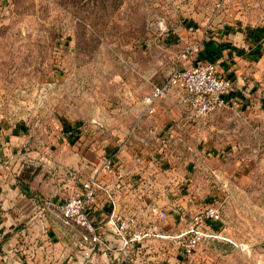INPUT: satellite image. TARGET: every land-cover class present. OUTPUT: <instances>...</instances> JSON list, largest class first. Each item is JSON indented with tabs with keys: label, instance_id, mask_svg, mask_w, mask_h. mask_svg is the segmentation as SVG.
Wrapping results in <instances>:
<instances>
[{
	"label": "rangeland",
	"instance_id": "rangeland-1",
	"mask_svg": "<svg viewBox=\"0 0 264 264\" xmlns=\"http://www.w3.org/2000/svg\"><path fill=\"white\" fill-rule=\"evenodd\" d=\"M217 1L0 0V189L11 176L38 205L65 200L80 182L73 168L124 140L144 141L136 157L157 159L153 175L136 178L145 186L135 214L122 211L136 218L141 239H103L86 255L52 214L55 252H76V264H264V0ZM226 31L241 38L223 58L241 60L227 103L199 120L178 119L156 143L160 131L137 124L152 114L143 96L177 66L205 60H179L185 43L225 44ZM175 92L156 106H174ZM208 204L221 220L203 224L210 235L184 253L191 216ZM30 219L0 227V252L33 251L18 231Z\"/></svg>",
	"mask_w": 264,
	"mask_h": 264
},
{
	"label": "crops",
	"instance_id": "crops-1",
	"mask_svg": "<svg viewBox=\"0 0 264 264\" xmlns=\"http://www.w3.org/2000/svg\"><path fill=\"white\" fill-rule=\"evenodd\" d=\"M222 37L223 39H225L226 37H230V39H225L226 43L223 44V40H219L217 37H213L216 41H218L219 44L214 41L211 42L212 40L210 39L208 40L209 44L207 41L206 43L204 42L199 54L205 59H215L214 61L216 63L218 62L217 66L219 71L224 75L231 76V78L233 79V77L237 76L239 69L238 63H240L241 60L239 59L237 61V56L229 58L227 60H223V58L226 56L234 55V50L237 49L236 47H238L241 43V41L239 40L241 38H239L237 34L228 33V31H226ZM231 37L236 40H232ZM228 41H230L231 43L229 44ZM220 44L221 46L219 47ZM235 60L237 62H234ZM175 91L176 94L174 95L177 98V103H175L174 106L157 105L155 112L152 113L151 116L145 117L143 121L140 120L141 122L137 121V124H139V126L143 125V123L146 122L148 123L149 127H153L156 131H160L156 134H153L156 139V143L165 141V139L167 138V135H165V133L167 134V132L162 131L164 129H169L171 127V123L179 125L180 120L178 119H184V117L190 118L191 108L189 103L184 99L183 94L180 90ZM244 94L246 95L247 92L244 91ZM131 128V132H133L135 126ZM138 139L140 138L137 137V140ZM127 141H129V143H132L131 140ZM127 141L124 140V142H118V144H116L110 151L103 153L97 163L91 165H87L84 163V165H80V168H73L75 175L79 173L81 177L86 175L89 176L98 166H100L102 159L106 155L113 153L115 156V168L113 170H102L99 172V177L102 178L100 180V182L102 183V187L98 188L96 191L95 206L92 213V218L102 239H105V236H111L113 239H115L116 237L117 239H119L120 235L115 233L107 225L106 219L111 214V212L122 213V211L125 212L127 210L126 212L134 215L135 212L132 210V202H135V200L137 199L136 195L138 194V192L142 191V188L145 186L142 183L138 184V181L136 179L137 176L142 175L146 177L148 175H153V172L157 171L158 168L156 165L157 163L155 162V160L157 159L151 156L152 152H150L149 154L145 152L146 154H144L143 158H138L136 157L137 154L134 153V149L140 143L133 142V144L129 145ZM143 142L144 141H142L140 145H142ZM121 144L122 146L118 148V146ZM86 146H88V144ZM143 149L145 150V148ZM80 153H83L82 148H80ZM82 158L84 159L83 156ZM85 165L89 169L84 168ZM5 167L9 166L5 165ZM84 172H86V175H84ZM130 175L133 177L130 182H126V184L122 187H118L116 185V182L118 180H122L126 176ZM144 177H141L143 178V181H145ZM147 179H149V177H147ZM9 182H11V184H9ZM15 182L16 181L13 177L11 178V176L2 181V183L4 184H2V188L0 189V227L9 225L12 221L24 217L25 215H31V221L28 222L29 225L26 226L25 229L21 228L20 230H18L22 231V236H20L18 232H16L13 233V235L6 236L3 239V242L4 244L12 245V243L14 242V235L20 236L22 238L21 246H28L29 248L33 249V251L27 252V250H25L22 252H0V264H76V262L73 261L75 254L77 255L76 252H55L54 250V248H56V245L59 243V237L54 234L52 228L50 227V225H48V218H50V215L52 214L55 215L59 220L60 218L56 214L51 212L48 208H46L44 206V203L42 205L36 204L32 196L25 192L24 186H21L18 181L16 183ZM77 187H79V185ZM107 187L109 188L110 192H112V199L108 197L105 191V188ZM77 189L78 188H75V190ZM52 199L59 201V199L56 197ZM60 222L65 230L70 231L69 233L72 234V237L74 238L72 240L78 243L79 231L74 228L65 226L61 220ZM30 223L35 226L44 225L46 226V229L44 231L42 230L32 232L29 227L31 225ZM137 229L139 228L137 227ZM5 231L6 228H3L2 233L0 232V239ZM60 248H62L61 245ZM15 249L16 248H14V250Z\"/></svg>",
	"mask_w": 264,
	"mask_h": 264
},
{
	"label": "built area",
	"instance_id": "built-area-1",
	"mask_svg": "<svg viewBox=\"0 0 264 264\" xmlns=\"http://www.w3.org/2000/svg\"><path fill=\"white\" fill-rule=\"evenodd\" d=\"M225 1L218 0L216 6L219 7ZM202 47L201 41L195 40L185 43L178 53L179 60H187L190 56L200 53ZM174 90H180L184 99L189 103L190 117L193 120H199V118L227 103L232 90V79L222 74L212 59L197 61L189 67L177 66L165 80L154 83L150 91L143 96L142 101L145 103V110L143 111L154 113L156 110L155 102ZM121 146L122 144L118 148ZM115 166V156L110 153L102 159L100 166L91 175L80 178L79 187L72 195L62 201L48 199L43 202L44 206L56 214L65 226L79 231L78 244L81 251L86 255L95 252V249L104 243L92 218V213L95 206L96 191L102 187L99 172L113 170ZM132 179L131 175L126 176L122 180H118L116 185L122 187ZM105 191L108 197L112 199V192L108 187L105 188ZM220 220L219 208L213 204L204 205L195 212L191 216L187 229L190 234L183 243V252L190 254L204 236L210 235L201 228L203 224L211 225ZM106 223L126 242L135 241L144 236L143 232L137 229L136 218L133 215L111 212ZM126 232L129 235L127 238L125 237Z\"/></svg>",
	"mask_w": 264,
	"mask_h": 264
},
{
	"label": "water",
	"instance_id": "water-1",
	"mask_svg": "<svg viewBox=\"0 0 264 264\" xmlns=\"http://www.w3.org/2000/svg\"><path fill=\"white\" fill-rule=\"evenodd\" d=\"M104 238H105V240H110V239H112L111 236H109V237L105 236Z\"/></svg>",
	"mask_w": 264,
	"mask_h": 264
},
{
	"label": "trees",
	"instance_id": "trees-1",
	"mask_svg": "<svg viewBox=\"0 0 264 264\" xmlns=\"http://www.w3.org/2000/svg\"><path fill=\"white\" fill-rule=\"evenodd\" d=\"M221 46V44L219 45V47Z\"/></svg>",
	"mask_w": 264,
	"mask_h": 264
}]
</instances>
